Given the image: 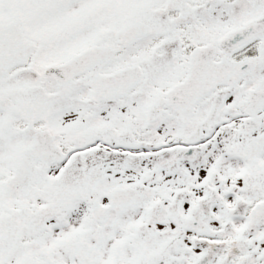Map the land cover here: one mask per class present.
Here are the masks:
<instances>
[{"label": "snow or ice", "instance_id": "6c2138e0", "mask_svg": "<svg viewBox=\"0 0 264 264\" xmlns=\"http://www.w3.org/2000/svg\"><path fill=\"white\" fill-rule=\"evenodd\" d=\"M0 264H264V0H0Z\"/></svg>", "mask_w": 264, "mask_h": 264}]
</instances>
